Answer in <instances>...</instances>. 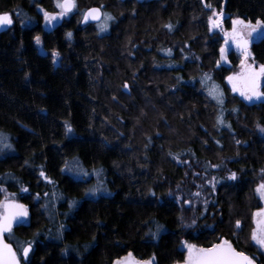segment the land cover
Returning <instances> with one entry per match:
<instances>
[{"label":"trees","instance_id":"1","mask_svg":"<svg viewBox=\"0 0 264 264\" xmlns=\"http://www.w3.org/2000/svg\"><path fill=\"white\" fill-rule=\"evenodd\" d=\"M76 5L46 29L40 10L55 12V0H0V13L13 19L0 31V131L12 146L0 154V187L29 213L27 223L4 237L18 256L25 241H36L21 263L114 264L131 253L174 264L185 259L182 241L206 248L225 238L264 264L250 241L254 211L262 206L255 189L264 178V132L257 128H264V102L231 90L226 78L239 55L230 51L222 62L224 36L209 25L219 11L226 27L233 18L264 20V0ZM101 6L114 18L105 31L98 21H82L84 11ZM250 50L264 64V38ZM53 51L60 53L56 63ZM205 74L223 104L201 83ZM73 160L79 174L65 170ZM230 173L236 179H228ZM96 181L102 191L85 195ZM70 200L77 201L71 209ZM156 224L163 228L153 238L149 229Z\"/></svg>","mask_w":264,"mask_h":264},{"label":"snow or ice","instance_id":"2","mask_svg":"<svg viewBox=\"0 0 264 264\" xmlns=\"http://www.w3.org/2000/svg\"><path fill=\"white\" fill-rule=\"evenodd\" d=\"M55 7L58 8L59 11L50 13L43 9L40 10L43 13V20L46 25H53V22L63 19L71 13L73 9L77 8L76 0H55ZM102 7L103 6L87 9L82 13V18L83 21L87 22L89 20L100 21L103 17L104 23L100 24L99 27L101 31H105L108 27L107 21L114 18L108 13H102ZM208 7H210V5ZM214 15L217 16V19L209 17V23L211 28H219L220 14L214 13ZM29 19L30 18L25 17V20L21 21V23L24 24L25 21H29ZM12 24L13 19L9 13H0V26H9ZM168 27L170 28L171 25ZM258 29L261 31L258 32ZM253 33H257L258 37L264 38V36H262V34H264V20L257 19L255 24H252L251 21L246 22L245 20L237 18L232 21L231 32L224 33V44L220 47L221 59H226V53L230 43L235 44L237 50L243 55L244 59L241 60V72L228 76L226 79L231 84V90L233 92H239L247 101L264 98V91H261L259 87L260 79L264 78V64L256 68L252 64L246 63L250 56L248 37H252ZM66 35L71 38L72 33L68 32ZM34 40L37 45L41 44L40 36L37 35L34 37ZM59 55L60 53L57 51L51 53L53 63L58 62ZM219 63L220 61H217V64ZM205 77L211 79L207 77V74H205ZM201 83H203V80ZM124 87L127 88V85L125 84ZM209 95L217 101V104H223V94L218 92V86L213 85V87L209 89ZM233 111H235V109H233ZM217 121L220 124L224 123L222 114L217 117ZM257 128H260V130L264 132V128H261L259 124H257ZM72 133V125L66 121L65 134L70 135ZM237 143H239V141H237ZM4 147L11 148L12 146L11 144H6ZM65 170L71 171L73 169L69 168L66 163ZM79 171L85 176L88 175V173L84 172L82 169ZM40 175L50 183L52 182L45 175L43 170H41ZM227 178L232 180L236 179V173H230ZM213 187H215L214 184ZM22 191L27 192L28 190L27 188H23ZM98 191L99 187L88 188L85 190V195L95 196ZM255 193L264 200V182L257 185ZM45 195L47 196L48 194L46 193ZM53 196H55V193H53ZM36 198L39 199V194H37ZM76 203V200H70L68 202L69 209L74 207ZM28 214L27 206L16 202L14 199L0 201V264H20L21 259L26 262L28 261L29 253L33 251V245L36 242L35 239L25 241L20 246V256L17 255V251L13 249L12 245L5 243L3 239L6 232L11 233L14 224L23 225L27 223L26 218ZM253 221L255 227L251 230L250 241L255 242V245L258 246L257 250L261 251V255H264V208L258 209V211L253 214ZM193 223H195V221H193ZM235 227L241 229L240 220L235 222ZM63 228L64 225L61 224L57 230L59 235H62ZM162 228L163 225L156 224L155 231L149 229V234L155 238L159 235ZM35 235L38 236L39 233ZM184 246L187 248V256L183 264H256L253 257L247 255L243 251H237V249L233 247L232 242L227 239H221L219 243L213 244L207 248L197 247L196 245L188 244L186 241L184 242ZM65 251H67V249H65ZM129 256H131V253H129ZM114 264H127V261L123 258H119ZM137 264H141V262H137ZM142 264H153V261H145L142 262Z\"/></svg>","mask_w":264,"mask_h":264},{"label":"rangeland","instance_id":"3","mask_svg":"<svg viewBox=\"0 0 264 264\" xmlns=\"http://www.w3.org/2000/svg\"><path fill=\"white\" fill-rule=\"evenodd\" d=\"M57 11H59V9L57 8V10L55 11V12H57ZM51 13V12H50ZM214 13H216V14H220V16H219V19H220V27L219 28H211V25H210V23H209V25H210V29L211 30H216V31H219V32H221L222 33V35L224 36V33L225 32H231V29H232V24H231V26L230 27H226L225 26V24H224V19H225V17H226V14L225 13H223V12H221V11H219V12H214ZM214 13L211 15V17H213V19H217V16L216 15H214ZM43 14V13H42ZM68 16V15H67ZM66 16V17H67ZM65 18V17H64ZM236 18H233L232 19V21L233 20H235ZM62 19H60L59 21H57V22H53V25H46L45 24V22H44V20H43V27L44 28H46V29H52L56 24H58L60 21H61ZM102 23H104V20L102 21V18H101V20L100 21H98L97 22V24H98V26L100 25V24H102ZM108 24V23H107ZM107 29H108V27H107ZM261 30H259L258 29V32H260ZM263 35V34H262ZM223 44H224V41H223ZM37 45V44H36ZM37 47H38V49L40 50V51H42V41H41V44L40 45H37ZM232 50H236V48L234 47V45L232 44L231 45V43L229 44V47H228V51H227V53H226V59H222V62H226L227 61V55H228V53L230 52V51H232ZM249 52H250V56H249V58L247 59V61H246V63L247 64H252L254 67H256V68H258V63L257 62H255V60L253 59V56H252V53H251V50L249 49ZM242 59H244V57H243V55L241 54V57L239 58V62H238V64H237V66H236V68L229 74V76H232V75H234V74H239L240 72H241V70H242V68H241V60ZM207 77H210V76H207ZM202 80H203V85H204V87H205V89L208 91V93H209V89H211L212 87H213V85H215V86H217L213 81H212V79H207L205 76L202 78ZM201 80V81H202ZM228 84H229V86H230V88H231V84L228 82ZM218 92H220L219 91V88H218ZM237 94H239V92H236ZM222 109H220V112H219V115H221L222 113ZM262 132V131H261ZM8 142H10V140H9V135L7 134V133H4V132H1L0 131V154H6V153H8V152H10L11 150H12V147L11 148H6V147H4V145H6V144H8ZM10 149V150H9ZM68 166H69V168H72V167H75L73 170H74V172L76 171V174L78 173V167H79V165L78 164H76V161H70L69 163H68ZM83 170V169H82ZM84 172H86V173H88V175H86V176H89V175H94V177L96 176H98L97 175V172H96V170H89V171H87V170H83ZM79 174V173H78ZM74 177H76V178H78V179H81V177H78L77 175L75 176L74 175ZM99 181H96V183L93 185V187H99V191L97 192V194L99 193V192H101L102 191V187L101 186H98V183ZM262 182H264V178L261 180V183ZM0 189L3 191V196H2V199L0 200V201H4V200H6V199H8V200H15V201H18V199H17V196H16V194H14V193H12V192H8V191H6V190H4V188L3 187H0ZM197 194V193H196ZM195 194V195H196ZM100 195V194H99ZM102 195V194H101ZM197 196V195H196ZM186 205H188V204H186ZM260 208H264V200H262V206L260 207ZM260 208H258V209H260ZM258 209H256L255 211H254V213L255 212H257L258 211ZM254 227H255V224H254ZM222 239H225V238H222ZM186 240H184V241H182L181 242V244H180V249H182V250H184V252H185V258H186V256H187V248L184 246V242H185ZM188 244H193V245H196L197 247H201V246H199V245H197L196 243H194V242H190V241H186ZM147 260H149V261H153V263H154V260H153V257H150V258H148ZM174 264H177V262L176 263H174Z\"/></svg>","mask_w":264,"mask_h":264},{"label":"water","instance_id":"4","mask_svg":"<svg viewBox=\"0 0 264 264\" xmlns=\"http://www.w3.org/2000/svg\"><path fill=\"white\" fill-rule=\"evenodd\" d=\"M82 21H83V19H82ZM87 22H97V21L89 20V21H87ZM87 22L83 21V23H87ZM7 27H8V26H0V31L3 30V29H5V28H7ZM252 35H253L252 37H254V38L257 37L256 33H253ZM231 45H232V44H231ZM233 45H234V47L236 48L235 44H233ZM249 47H250V41H249L248 48H249ZM236 49H237V48H236ZM253 102H264V98H261L260 100H253ZM16 202H18V203L24 205V203H22L21 201H16ZM26 220H27V218H26ZM15 225H16V224H14L13 227H14ZM6 233H7V232H6ZM6 233H5V234H6ZM3 239H4V242H5V243L10 244V243L5 239V237H3ZM206 248H207V247H206ZM237 251H239V250H237ZM29 254H30V253H29ZM121 258H123L125 261H127V264H137V262H141V264H142V262L149 261V260H147V259H145V260L137 259V258H135L133 255H131V256H129V255H125V256H123V257H121ZM20 264H22L21 261H20ZM153 264H154V263H153ZM256 264H257V263H256Z\"/></svg>","mask_w":264,"mask_h":264},{"label":"flooded vegetation","instance_id":"5","mask_svg":"<svg viewBox=\"0 0 264 264\" xmlns=\"http://www.w3.org/2000/svg\"><path fill=\"white\" fill-rule=\"evenodd\" d=\"M256 35H257V33H256ZM253 36V35H252ZM259 37H258V35H257V37L256 38H254V37H248V39H249V41H250V47H249V49H251V46H252V43L255 41V40H257ZM232 44V43H231ZM232 52L233 53H237L239 56V58L241 57V53L236 49V50H232ZM259 67V66H258ZM263 79L264 78H261L260 79V81H259V87H260V90H261V86H262V82H263ZM262 91V90H261ZM183 261L184 260H182V261H180V262H177V264H183Z\"/></svg>","mask_w":264,"mask_h":264}]
</instances>
